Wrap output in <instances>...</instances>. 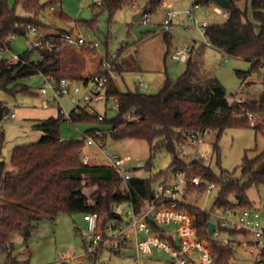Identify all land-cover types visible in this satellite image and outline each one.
<instances>
[{
  "label": "trees",
  "instance_id": "trees-1",
  "mask_svg": "<svg viewBox=\"0 0 264 264\" xmlns=\"http://www.w3.org/2000/svg\"><path fill=\"white\" fill-rule=\"evenodd\" d=\"M163 0H148L141 16L157 12ZM212 0H196L200 5H208ZM240 0H231L226 9L228 20L223 24L209 25L204 36L205 44L193 43V55L186 63L185 70L173 79L166 76L160 91L154 94L139 91H121L110 76L107 84V96L116 97L119 102L118 114L111 120L105 116L98 121L97 114L71 111V120L63 116L39 120L33 128L43 135L37 142L28 145H17L12 152V169L0 155V254H6L8 264H28L21 262L15 254L13 238L20 233L28 242L37 232L39 223L44 219L56 221L60 215L74 213L98 212L105 224L117 217L115 206L122 201H129L138 211L146 209L152 200L154 187L159 178L168 171L186 173L189 178L198 176L204 190L208 184H214L219 193L213 203L217 209H246L251 207L247 191L264 184V152L255 157L246 153L241 165V174L234 177L229 171L222 170L216 174L203 159L186 161L177 151L182 139L192 132H214L216 141L213 152L220 157L219 141L229 128L253 127L264 129V95L259 99L237 100L230 102L226 88L213 71L207 68L204 53L207 47L220 52L223 57L243 59L250 63L247 72L237 71L242 83L253 74L264 70V0H251V11L254 22L249 19L248 10L238 7ZM21 4L27 17H20L9 7L7 0H0V92L17 97L31 94L30 88L21 81L36 75H51L56 79H71L75 76L78 63L77 52L62 37L65 30L46 34L44 38L50 48L33 49L19 55L18 62H11L5 52L11 49V36L26 35L28 26L43 25L38 17L45 9L43 0H16ZM130 3V0H105L98 12L90 8L92 17L85 21L94 26L102 13L110 18ZM64 17V16H63ZM148 31L143 37L152 34ZM169 50L172 37L169 31L165 34ZM127 46V45H126ZM122 47L121 52L126 48ZM36 52L38 58L32 54ZM106 61L117 75L125 72L123 64L117 59H102L97 72L103 73ZM75 64V65H74ZM94 75V74H93ZM92 76V75H91ZM91 76L83 78L87 81ZM7 108L0 101V109ZM8 109V108H7ZM249 114L259 116L261 122L250 125ZM129 116L138 117L137 120ZM69 121L77 123H95L100 127L88 129L80 139L63 140L60 135L61 124ZM262 123V125H260ZM101 131L107 141L144 140L150 147L151 157L144 169L152 170L157 153L165 150L171 156L168 170L151 176L148 179L132 177L121 191L117 184L123 183L121 176L110 166L89 165L82 161V150L86 147L87 135ZM219 160V159H218ZM89 175V179L85 178ZM167 180L164 179L163 181ZM160 181V182H163ZM97 186L90 199L95 206L88 205V197L83 193L86 187ZM241 195V200L237 196ZM141 206V207H140ZM194 217L197 235L210 242L214 253V264H229L234 257L232 243L225 245L210 232L211 215L193 204L182 207ZM163 232V230L154 229ZM245 235L246 232L220 228L219 233ZM99 255V254H98ZM89 259L97 263V257Z\"/></svg>",
  "mask_w": 264,
  "mask_h": 264
},
{
  "label": "rangeland",
  "instance_id": "rangeland-1",
  "mask_svg": "<svg viewBox=\"0 0 264 264\" xmlns=\"http://www.w3.org/2000/svg\"><path fill=\"white\" fill-rule=\"evenodd\" d=\"M9 7L14 9L16 14L20 17H27L26 12L21 4H17L16 0H7ZM147 0L131 1L128 5L118 10L112 18L108 13H102L98 22L92 27L85 22L83 14L94 7L95 0H43L45 9L39 15L38 20L43 24L39 31H29L26 35L16 36L12 43L11 49L5 52V57L10 60L12 56H19L30 49V43L35 42L41 35L47 33L58 32V30H65L72 37L81 35L89 42L98 44L96 48H78L70 45V48L79 52L80 56L84 52H90V55H102L113 60L116 55H123L130 51L129 47L135 44L144 42L148 47V66L149 71L142 75L143 79L150 83L151 88L148 94H154L160 91L164 77L159 72L151 70L153 68L152 60L161 63V67L167 69L169 77L176 79L186 68V63H180L173 60L166 55L168 51V44L165 40L166 28L161 25L166 19V15L159 9L152 14L150 24H143L142 22L134 23L133 16L143 11ZM175 3L174 10L180 13L179 18L173 19V24L170 26L169 32L172 37L173 47H183L195 41L200 44L206 43V38L200 30L198 23H192L186 14L188 10L193 8V0H171ZM231 1V0H229ZM135 4V7H132ZM238 7L248 10L249 19L254 22L251 11V0H240ZM54 6V9L51 7ZM218 6L215 0H212L208 5H201L200 10L197 11L199 21L206 19L210 25L223 24L228 20V16H218L213 13L215 7ZM98 12L102 11L101 7H94ZM224 9V8H223ZM224 12L227 13L226 9ZM207 13V15H205ZM64 16V17H63ZM78 25V26H77ZM53 31V32H52ZM153 31L154 34L142 39L148 32ZM125 42L126 48L121 52L122 43ZM207 44V43H206ZM81 49V50H80ZM81 51V52H80ZM163 52V54H161ZM85 56V55H83ZM82 56V57H83ZM34 59L38 58V54H32ZM204 61L216 77L220 80L226 88L228 99L230 102L235 100H254L259 99L264 95V87L242 86V81L237 75V71L247 72L250 70V63L243 59L224 58L223 55L207 47L204 53ZM115 60V59H114ZM106 62V61H104ZM96 63L93 62V74H97ZM92 68V69H91ZM104 66L102 67L103 70ZM92 74V75H93ZM126 76V75H125ZM261 81L260 75L256 78ZM128 80V79H127ZM30 88L31 94L18 95L12 97L5 92H0V101L4 102L10 113H15L17 118L10 122L4 123L0 127V155L6 162L7 167L12 169L11 156L13 149L17 145H28L37 142L41 139L42 133L33 128V125L39 120H46V116L54 114L59 116L58 104L51 105L49 109L43 108L44 98L38 94V89L44 85L45 79L43 75H36L31 78H26L21 81ZM128 83L129 80L127 81ZM122 90H125L124 83L120 81ZM133 87V86H132ZM62 103L67 110L71 112L74 109L67 100H62ZM96 108L103 112L108 120L113 119L118 114V109L115 107L113 101L108 102L107 108H104L103 103L95 104ZM107 110V112L105 111ZM106 112V114H105ZM42 117V118H40ZM51 117V116H49ZM249 117V116H248ZM48 119V118H47ZM250 125H257L262 120L259 116H254L253 121L249 118ZM254 122V124H253ZM262 125V123L260 124ZM97 126L95 123H77L73 125L69 121H64L61 124L60 135L63 140L80 139L82 134L88 129ZM204 144L200 146V153L203 154V161L205 164L211 166L216 174H220L222 170L229 171L234 177H239L241 174V165L245 154L249 157H255L264 152V129L256 130L253 127H237L229 128L221 136L219 141L220 157L213 152V144L216 141V133L210 132L204 136ZM92 158V163L107 164L105 159L110 154H118L121 157H130L131 161L127 164L130 168L129 173L131 177H141L148 179L151 176L157 175L160 172L168 170L171 163V156L165 150L157 153L154 159L152 170L140 169L135 170L139 163L147 164L151 157L150 147L144 140H123L115 141L108 137L104 150L100 151L96 147H84L82 156L87 155ZM99 152H98V151ZM177 151L186 160L190 161L196 157V149L189 144L182 143L177 146ZM185 152V155L182 152ZM200 155L197 157L199 158ZM219 159V160H218ZM105 166V165H104ZM174 173L168 171L167 175L159 178V182L164 179H172ZM86 179H89L86 178ZM121 191L125 190L122 183L117 184ZM98 189L97 186L86 187L85 192L91 196ZM198 190L202 188L191 189L189 200L191 204L203 210H206L211 215V220L214 223L219 222L217 208L213 207V203L219 193V190H214L211 194H205L199 198L195 195ZM248 201L251 203L250 208L257 209L264 213V184L260 187L250 188L247 191ZM121 206L122 216L124 218V226H127L130 218L127 212L130 211L131 206L127 204H118ZM260 227L264 228V219L260 221ZM86 228V224L80 219L79 215L62 214L56 221L44 219L39 223L37 232L28 241H24L22 234L17 233L13 238L15 245V254L21 262L28 264H59L62 261L63 255L74 254L75 257H80L84 253V240L81 236V231ZM179 226L171 225L166 227L168 233L179 232ZM117 230V229H116ZM127 235L133 237L134 231L131 229L127 231ZM155 236L154 233H152ZM140 237L144 239L141 234ZM250 236L245 235H230L222 232L217 240H228L232 243L234 248L235 264H255L254 256L246 247H243L240 242L248 239ZM179 239V238H178ZM176 239V240H178ZM179 242V241H178ZM129 248L124 250L125 256H122L111 251L110 246H105L97 257L96 264H138L137 253L134 249L135 241L129 242ZM153 254L150 256H141L140 264H174L170 255L158 249H152ZM8 262L6 254H0V264ZM85 264H93L91 259H88Z\"/></svg>",
  "mask_w": 264,
  "mask_h": 264
},
{
  "label": "built area",
  "instance_id": "built-area-1",
  "mask_svg": "<svg viewBox=\"0 0 264 264\" xmlns=\"http://www.w3.org/2000/svg\"><path fill=\"white\" fill-rule=\"evenodd\" d=\"M104 1L95 0V5L101 6ZM160 6L167 11L163 26L169 31L170 26L173 24V19L178 18L180 13L176 12L168 2L162 1ZM200 6V4L196 3V0H193V8L188 10L186 14L192 23H198L200 30L204 34L210 24L207 20H198L197 11L200 10ZM132 7H135V4ZM51 8L54 9V6ZM213 13L218 16H227V13L219 5L215 7ZM139 22L145 25L150 24V15L141 16ZM29 31H39V29L30 25L28 26ZM62 37L73 47L96 48L98 46L97 43H91L81 35L72 37L71 34L66 32L62 34ZM14 38L15 36H11L9 41L12 43ZM37 48H50V44L45 40L44 35H41L35 42L30 43L29 50ZM192 55L193 50L190 45L176 48L171 52L172 59L180 63H187ZM19 60V56L10 58L13 63ZM103 66V73L94 74L87 81H76L67 78L56 79L51 75L44 76V85L38 89V94L44 98L43 107L50 108L51 105L58 104L59 114L69 121L71 120V112H67L62 100H67L79 113L89 112L96 114L94 105L106 103L107 101H113L118 109V99L107 96L108 79L110 76L115 78L116 74L109 63L105 62ZM259 75L261 81L256 79L258 74H253L243 82L242 86L248 88L264 87V70ZM149 89L150 84L140 78L138 80V91L148 93ZM237 101L242 102L243 99ZM97 117L98 121L102 122L105 115L97 114ZM16 118L17 115L10 113L9 109H0V127ZM128 118L138 119L136 116H129ZM249 118L253 121L252 115L249 114ZM208 133L210 132H192L182 139L181 143L183 145L189 144L196 149V157L194 159H203V154L200 153V146L204 144V136ZM102 138L103 133L101 131H95L94 135H87L86 147H96L101 153L106 146V141ZM182 154L185 155V152L183 151ZM198 155H200L199 158L197 157ZM105 159L109 163L108 166L121 176L124 184L132 178L129 173L130 168L127 167V164L131 161L130 157L123 158L118 154H110ZM82 161L86 165L89 164V157L83 155ZM144 165L139 163L133 169L140 170L144 168ZM201 187L202 181L198 176L189 178L186 173H175L172 179L156 184L151 203L146 209L138 211L136 206L131 203V209L127 212L130 221L126 227L124 226L121 206L118 204L115 206V212L120 217L115 218L108 224L104 223L102 215L98 212L85 214L86 228L81 231V236L84 240V253L80 257H75L74 254L63 255L59 264H85L90 257L98 255L107 245L110 246L111 251L125 256V253L122 252L129 248L128 244L131 240L135 241L134 249L137 253L136 260L138 264H140L141 256L153 254L152 249H158L169 254L174 264H214V253L210 242L197 235L194 217L182 208L183 205L191 204L189 200L191 189ZM216 189L217 187L214 184H208L203 191L198 190L194 197L199 195L200 198L205 194H211ZM218 211L219 222L215 223L214 236L218 238L220 235L219 227L246 232L250 237L242 240L240 244L246 247L254 256L255 264H264V228L260 227V221L264 219V213L262 214L257 209H218ZM171 225L179 226L177 234L165 231V228ZM155 228L163 230V232L155 231ZM131 229L134 231L133 237L127 235V231ZM141 234L144 239L140 237ZM222 242L225 245L230 243L228 240H222ZM235 262L233 257L229 264H235Z\"/></svg>",
  "mask_w": 264,
  "mask_h": 264
},
{
  "label": "crops",
  "instance_id": "crops-1",
  "mask_svg": "<svg viewBox=\"0 0 264 264\" xmlns=\"http://www.w3.org/2000/svg\"><path fill=\"white\" fill-rule=\"evenodd\" d=\"M131 1L133 2H136V0H130V3ZM148 1V0H147ZM147 1H146V4H147ZM165 2H168L169 4L172 5L173 9L175 7V3L171 0H163ZM128 3V5L130 4ZM145 4V5H146ZM159 10L164 13L165 15H167V11L165 9H163L161 6H159ZM139 14H141V12H139ZM138 15V14H136ZM134 15L133 18L136 16ZM207 15V14H205ZM92 17V15H91ZM180 17V16H179ZM178 17V18H179ZM206 20V19H204ZM134 22V20H133ZM135 23V22H134ZM139 23V21L137 22ZM164 23V22H163ZM163 23H161V25H163ZM78 26V25H77ZM53 32V31H52ZM55 33V32H53ZM155 32H153L152 34H154ZM47 34H51V33H47ZM46 35V34H45ZM196 42V41H195ZM194 42V43H195ZM91 43H95V42H91ZM198 43V42H196ZM193 43H190V44H187V45H192ZM200 44V43H198ZM125 46V45H124ZM123 46V47H124ZM147 46L144 42H141V43H138V44H135L133 45L132 47H129V50L128 52H126L125 54L119 56V55H116L113 59H117L118 62L122 63L123 64V67L125 68V72H123V74L120 76V75H117L116 73V76L114 79L115 83L117 84L118 88L121 90V91H124V92H127V91H132V92H135V91H138V80L140 78L143 79L142 75H145L147 73V71H149V66H148V50H147ZM176 48H179V47H176ZM173 47V44H172V47L171 49L169 50L168 48V51H166V55L167 56H170L171 57V52L176 49ZM81 50V49H80ZM81 52V51H80ZM90 53V52H88ZM87 52H84L82 54L85 55V56H80L79 52L77 54V58H78V63L75 65L76 66V70L75 72L73 73V75L75 76L74 78H71V80H76V81H83L82 79L83 78H87L89 76H91L93 74L92 70H90L89 67H92L93 65V62L96 63V68L94 67L93 69H96L98 70V67H99V64L101 62L102 59H107V60H110L109 57H103L102 55H90L88 54ZM163 54V52L161 53ZM172 58V57H171ZM153 64V68H151V70L155 71V72H159V74L161 75H168L167 74V69H164L163 67H161V63H158L157 61L155 60H152L151 62ZM92 69V68H91ZM126 75V76H125ZM166 76L164 77V80H163V83L166 79ZM169 76V75H168ZM129 80L130 83H128L127 81ZM144 80V79H143ZM120 81H122L124 83V86H125V90H122L121 86H120ZM149 83V82H148ZM163 83H162V86H163ZM150 84V83H149ZM133 86V87H132ZM161 86V87H162ZM150 88H151V85H150ZM161 89V88H160ZM108 102L107 101L106 103H103L104 104V108H107L108 106ZM44 108V107H43ZM94 110H95V113L96 114H103V112L99 111L96 106L94 105ZM44 109H49V108H44ZM107 112V110H105ZM105 112V114H106ZM60 115V114H59ZM49 116L51 117H55L54 114H50L48 115V117L46 116V118L44 119H47V118H50ZM42 118V117H40ZM95 127H100V125H97V126H94L93 128ZM98 151V150H97ZM86 152H87V155L88 156V151L86 149ZM99 152V151H98ZM89 157V165H103V164H98V162H95V163H92L91 161V157L90 155L88 156ZM106 166L109 165V163L107 164H104ZM89 175H85V178H88ZM125 187L126 185L123 184ZM83 193L88 197V205L90 207H93L95 206V201L90 199V196L85 192V190H83ZM119 204H127V205H130L131 206V202L129 201H122L121 203ZM73 215H79L80 219L84 221V213H81V212H78V213H74ZM85 222V221H84ZM166 231V230H165ZM241 235V234H240ZM248 236V235H247ZM5 264H8V262H6Z\"/></svg>",
  "mask_w": 264,
  "mask_h": 264
},
{
  "label": "water",
  "instance_id": "water-1",
  "mask_svg": "<svg viewBox=\"0 0 264 264\" xmlns=\"http://www.w3.org/2000/svg\"><path fill=\"white\" fill-rule=\"evenodd\" d=\"M215 1H216V3L219 6H221L224 9H227L230 6V1L229 0H215ZM91 15H92V12L89 10V11H87V12H85L83 14V19L85 21H88L91 18ZM140 17H141V14L136 15L133 18L134 22L137 23L139 21ZM124 43L125 42L122 43V47L125 45ZM242 198H243V196H241V195H238L237 196V199H239V200H241ZM209 226H210V232H211V234H214L215 233V230H216V224L214 222H210L209 223Z\"/></svg>",
  "mask_w": 264,
  "mask_h": 264
}]
</instances>
